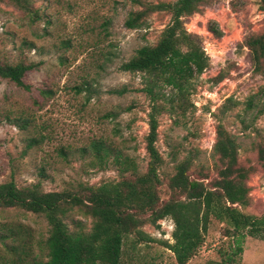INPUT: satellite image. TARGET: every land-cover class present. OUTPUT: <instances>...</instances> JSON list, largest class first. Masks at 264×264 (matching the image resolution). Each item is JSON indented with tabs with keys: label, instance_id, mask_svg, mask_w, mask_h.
I'll return each mask as SVG.
<instances>
[{
	"label": "rangeland",
	"instance_id": "obj_1",
	"mask_svg": "<svg viewBox=\"0 0 264 264\" xmlns=\"http://www.w3.org/2000/svg\"><path fill=\"white\" fill-rule=\"evenodd\" d=\"M31 2L38 16L34 22L8 0H0V60L35 65L23 78L29 90L0 79V184L12 180L18 188L80 194L84 186L118 181L112 158L99 168L95 155L83 153L97 140L135 163L137 172L127 171L126 178L144 174L150 101L141 91L143 75L119 67L141 47L154 46L171 15L167 10L149 12L133 30L124 22L129 13L148 5L176 6L178 0H139L142 6L133 0ZM182 22L199 40L208 65L189 81L182 107L157 116L159 203L184 199L169 185L182 162L188 164L190 179L213 186L222 167L213 151L220 124L235 138L238 166L247 174L248 204L242 212L264 216V170L257 159L264 145V112L257 114L264 109V96L254 98L245 112L249 97L264 86V76L253 72L245 47V39L264 34V9L260 0H205ZM123 88L122 95L111 93ZM164 91L168 94L169 88ZM229 98L232 102L223 107ZM149 214L138 217L143 221ZM61 219L70 232L88 233L93 225L78 208ZM229 227L210 216L204 241L186 264L219 261L220 249L231 242L225 236ZM173 229L169 217L143 223L124 237L122 263L177 264L166 247L173 243ZM49 230L42 214L0 208V264L45 262ZM239 264H264V241L246 236Z\"/></svg>",
	"mask_w": 264,
	"mask_h": 264
},
{
	"label": "trees",
	"instance_id": "obj_2",
	"mask_svg": "<svg viewBox=\"0 0 264 264\" xmlns=\"http://www.w3.org/2000/svg\"><path fill=\"white\" fill-rule=\"evenodd\" d=\"M17 9L25 12L32 22L38 18L31 0H8ZM205 0H178V5L168 3L148 5L144 9L129 13L124 26L133 30L140 26L144 16L153 11L167 10L171 15L169 24L163 29L154 46H144L135 55L120 65L123 72L141 73L144 87L141 89L150 101L145 137V151L149 161L146 172L126 178L127 171H136L135 163L101 141H91L83 153H90L97 159L99 168L106 166L109 159L117 166L120 179L98 186H84L82 193L43 192L37 186L18 188L10 180L0 184V208L19 207L23 210L45 216L50 226L46 240L48 259L34 264H123L121 261L123 239L143 223L155 224L169 217L174 229L173 243H166L177 264H186L193 258L204 239L210 216L225 221L230 227L225 236L231 240L226 249H220L219 261L207 264H239L243 253L245 237L264 241V216L248 215L242 208L248 204V191L244 184L246 172L238 166V146L235 138L223 125L216 127L214 154L222 164L218 179L211 188L203 182L187 176L188 164L176 166V173L170 179L172 189L179 190L184 199L159 203L156 192L157 170L161 157L156 149L157 116L164 110L173 112L181 108L189 81L201 74L208 65L207 57L199 40L187 33L182 19L198 12ZM142 6L139 0H133ZM264 9V0H260ZM251 65L255 74L264 76V34L245 39ZM35 68L32 63H3L0 60V79L8 80L16 86L29 90L23 81L25 74ZM165 88H169L168 94ZM126 89L112 90V94L122 95ZM48 95L49 91H43ZM264 96V86L249 97L245 112L253 107L256 97ZM166 100L171 106L165 107ZM232 99H226L225 105ZM264 112L259 110L257 114ZM223 113V112H222ZM106 115L105 117H108ZM34 142V141H33ZM33 143L29 145L31 147ZM88 151V152H87ZM94 157V159H95ZM257 159L264 170V145L258 148ZM71 208H78L88 215L93 225L88 233L70 232L61 218ZM150 213L141 221L138 214ZM138 235L142 233L136 231ZM148 240V237H145ZM150 240V239H149Z\"/></svg>",
	"mask_w": 264,
	"mask_h": 264
}]
</instances>
